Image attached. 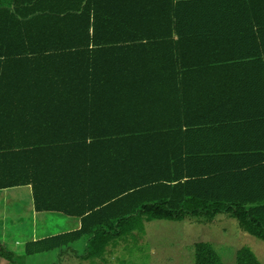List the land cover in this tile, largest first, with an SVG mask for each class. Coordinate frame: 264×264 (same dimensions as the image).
Wrapping results in <instances>:
<instances>
[{
    "label": "trees",
    "instance_id": "16d2710c",
    "mask_svg": "<svg viewBox=\"0 0 264 264\" xmlns=\"http://www.w3.org/2000/svg\"><path fill=\"white\" fill-rule=\"evenodd\" d=\"M25 186L77 225L0 245L14 264L100 261L155 219L224 214L264 241V0L0 4V191ZM236 264L262 263L243 246Z\"/></svg>",
    "mask_w": 264,
    "mask_h": 264
},
{
    "label": "rangeland",
    "instance_id": "374dc122",
    "mask_svg": "<svg viewBox=\"0 0 264 264\" xmlns=\"http://www.w3.org/2000/svg\"><path fill=\"white\" fill-rule=\"evenodd\" d=\"M31 201L28 186L0 191V245L19 255H23L25 243L34 237L76 228L75 222L62 213L36 218ZM201 241L215 246L222 264H236V254L243 246L250 247L264 264V241L242 230L237 219L224 214L208 224L193 219L147 221L144 232L135 231L127 239L110 245L100 261L79 259L71 251L60 257L58 251H51L22 256L20 264H195V244ZM74 246L84 250L82 243ZM0 264L14 263L0 256Z\"/></svg>",
    "mask_w": 264,
    "mask_h": 264
},
{
    "label": "crops",
    "instance_id": "0c3cea01",
    "mask_svg": "<svg viewBox=\"0 0 264 264\" xmlns=\"http://www.w3.org/2000/svg\"><path fill=\"white\" fill-rule=\"evenodd\" d=\"M14 2H15V0H0V4L2 5H8L9 7H13L14 6ZM57 112V111H56ZM74 112V113H73ZM81 112V110H74V111H67V114H75V115H78V114H81L80 113ZM60 114H63V112L62 113H60ZM69 117H71V116H69ZM58 119H60L59 117H58ZM29 189H30V193L32 194V191H31V188L30 187H28ZM32 205H31V208H32V211H34V212H36V218H38V216H40L41 214L42 215H44V217L45 218H47L46 216H45V214H48V213H42V212H37L36 210H35V207H34V200H33V196H32ZM76 224V223H75ZM77 225V224H76ZM47 236V235H46ZM34 237V236H33ZM43 237V236H42ZM37 238H39V237H34L33 239H37Z\"/></svg>",
    "mask_w": 264,
    "mask_h": 264
}]
</instances>
